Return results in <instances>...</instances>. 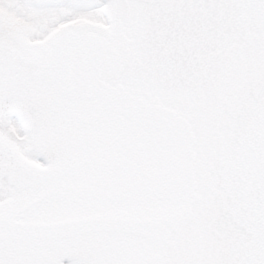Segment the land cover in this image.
I'll list each match as a JSON object with an SVG mask.
<instances>
[{"label":"snow or ice","instance_id":"snow-or-ice-1","mask_svg":"<svg viewBox=\"0 0 264 264\" xmlns=\"http://www.w3.org/2000/svg\"><path fill=\"white\" fill-rule=\"evenodd\" d=\"M66 262L264 264V0H0V264Z\"/></svg>","mask_w":264,"mask_h":264},{"label":"flooded vegetation","instance_id":"flooded-vegetation-1","mask_svg":"<svg viewBox=\"0 0 264 264\" xmlns=\"http://www.w3.org/2000/svg\"><path fill=\"white\" fill-rule=\"evenodd\" d=\"M13 119H18L16 114H13Z\"/></svg>","mask_w":264,"mask_h":264},{"label":"water","instance_id":"water-1","mask_svg":"<svg viewBox=\"0 0 264 264\" xmlns=\"http://www.w3.org/2000/svg\"><path fill=\"white\" fill-rule=\"evenodd\" d=\"M66 264H67V262H66Z\"/></svg>","mask_w":264,"mask_h":264}]
</instances>
